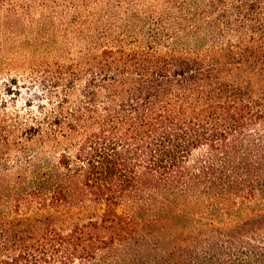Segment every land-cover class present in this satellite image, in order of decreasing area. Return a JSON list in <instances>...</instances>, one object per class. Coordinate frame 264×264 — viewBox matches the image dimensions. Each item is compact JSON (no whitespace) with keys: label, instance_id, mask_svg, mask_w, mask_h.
<instances>
[{"label":"trees","instance_id":"trees-1","mask_svg":"<svg viewBox=\"0 0 264 264\" xmlns=\"http://www.w3.org/2000/svg\"><path fill=\"white\" fill-rule=\"evenodd\" d=\"M9 13L32 51L58 30L73 53L50 107L0 102V196L29 185L0 264H264V210L235 218L264 195V0H0V30ZM183 214L197 236L153 235Z\"/></svg>","mask_w":264,"mask_h":264},{"label":"rangeland","instance_id":"rangeland-1","mask_svg":"<svg viewBox=\"0 0 264 264\" xmlns=\"http://www.w3.org/2000/svg\"><path fill=\"white\" fill-rule=\"evenodd\" d=\"M2 16L0 15V17ZM4 19L7 22L6 29L0 30V57L3 59V62L0 63V102L3 103L2 106L4 108L7 107L10 111L20 113L21 115H26L31 110L38 113L40 105L51 106L50 102L52 98L47 92L49 84L46 86L45 81L51 79V75L64 63L63 61H67L62 55H65V52L69 51L73 53V49L68 44L57 45V41L63 39L57 30V33L52 36V41L48 48L44 44L41 49L32 51L27 42V34L26 32L24 33L21 23L19 22L20 25H17L16 19L10 13ZM65 39L67 43L69 39ZM27 52L32 54V60L31 57L29 59L26 57L25 54ZM34 65L38 66L33 67ZM8 89L13 92L9 93ZM30 103L34 104L32 108L28 105ZM27 186L29 187L28 183L24 182V179H20L18 181L15 180L13 184L11 182L1 188V190L5 191V194L0 196V227L10 225V217L15 215V212L11 214V211H15V205L22 203V200L21 202H17L18 189H24ZM28 208L29 205L26 206L25 204L23 212H27ZM263 210L264 195L252 205H247L243 211L236 212L235 218L240 220L241 217H248ZM74 215L77 218L79 217L76 213ZM74 215L72 217H75ZM143 215L146 217L145 219L154 217V215L148 212ZM158 215L162 217L168 216L167 213L162 211H159ZM199 231L200 226L197 221L191 219L189 215L183 214L170 218L167 226H164L162 229L157 228L153 231V235H158L162 239H168L169 234L172 233L175 235L174 238H178L180 236H197ZM130 253V250L119 251L113 254L110 259L116 261Z\"/></svg>","mask_w":264,"mask_h":264}]
</instances>
